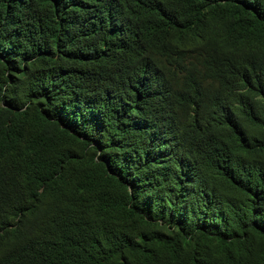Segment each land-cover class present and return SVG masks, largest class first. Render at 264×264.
<instances>
[{
  "label": "trees",
  "instance_id": "obj_1",
  "mask_svg": "<svg viewBox=\"0 0 264 264\" xmlns=\"http://www.w3.org/2000/svg\"><path fill=\"white\" fill-rule=\"evenodd\" d=\"M0 264H264V0H0Z\"/></svg>",
  "mask_w": 264,
  "mask_h": 264
},
{
  "label": "clouds",
  "instance_id": "obj_2",
  "mask_svg": "<svg viewBox=\"0 0 264 264\" xmlns=\"http://www.w3.org/2000/svg\"><path fill=\"white\" fill-rule=\"evenodd\" d=\"M219 40L221 42V48H220V52L218 55V57H219L218 58V64L222 67L229 68L228 72L231 75V78H232L231 84H232L233 82L239 80L243 76V74L245 72H247L250 68H247L245 66L240 65L236 61L234 63H231V64L226 62V60H225V44L223 42V39L219 38ZM218 86L225 87L224 82L220 81Z\"/></svg>",
  "mask_w": 264,
  "mask_h": 264
},
{
  "label": "bare ground",
  "instance_id": "obj_3",
  "mask_svg": "<svg viewBox=\"0 0 264 264\" xmlns=\"http://www.w3.org/2000/svg\"><path fill=\"white\" fill-rule=\"evenodd\" d=\"M183 81V80H182Z\"/></svg>",
  "mask_w": 264,
  "mask_h": 264
}]
</instances>
